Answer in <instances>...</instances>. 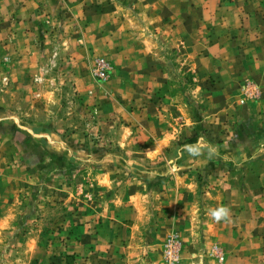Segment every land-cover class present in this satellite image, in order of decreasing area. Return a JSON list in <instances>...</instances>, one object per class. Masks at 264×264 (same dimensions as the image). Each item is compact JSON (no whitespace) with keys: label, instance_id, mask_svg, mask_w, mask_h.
I'll return each instance as SVG.
<instances>
[{"label":"rangeland","instance_id":"1","mask_svg":"<svg viewBox=\"0 0 264 264\" xmlns=\"http://www.w3.org/2000/svg\"><path fill=\"white\" fill-rule=\"evenodd\" d=\"M117 6L127 15L126 29H138L132 7L125 2ZM114 21L106 20V42L87 49L83 48L85 28L75 18L66 19L61 13L42 20L31 18V27L22 34L12 28V19L9 24L0 16V136L16 142L26 139L21 158L24 178L9 201L10 222L0 227V264H107L108 258L94 252L105 245L87 242L84 236L100 228L93 219H113V213L128 221L126 226L114 222L110 228L120 233L126 227L122 245L134 253L125 264L141 263L151 250L160 253L164 264H171L164 256V243L171 234L178 241L173 264L179 263L182 241L176 231L167 228L156 245H151L150 237L156 228L157 198L165 191L159 186L166 178L149 174L176 170L175 162L166 161L176 145H160L159 150L157 130L136 127L135 120L143 119L140 111L146 97L142 95L137 103L132 98L135 105L123 97V83H128L132 72L128 65L132 48H116L121 33H115ZM142 33L143 39L146 34ZM153 41L175 97L186 101L196 95L199 105L193 117L196 122L205 119L206 100L203 91H197L193 74L179 69L159 35ZM246 88L253 93L247 95ZM241 95L244 104L258 97L259 91L245 82ZM235 124V137L256 135L245 130L258 126L253 118ZM195 127L189 138L202 136L205 142L212 141L202 122L200 129ZM186 130L192 132L191 123ZM153 153L157 157L151 160ZM255 163L254 168H259ZM201 231V226L196 227L192 247L217 260L212 247L221 248L204 240Z\"/></svg>","mask_w":264,"mask_h":264},{"label":"crops","instance_id":"2","mask_svg":"<svg viewBox=\"0 0 264 264\" xmlns=\"http://www.w3.org/2000/svg\"><path fill=\"white\" fill-rule=\"evenodd\" d=\"M119 2L128 3L135 12V31L126 29L127 15L117 6ZM60 13L66 19L75 18L85 28L83 48L87 49L106 42V20L115 18V33H121L116 48H132L128 49L132 72L128 83H123V97H129L130 105L142 100V95L146 97L140 111L143 119L135 120L136 127L157 130L158 148L176 145L166 158L175 162L176 170L149 174L166 178L159 186L165 191L157 198L151 245L158 244L168 228L182 241L178 264H264V0H0V16L8 23L12 19V28L22 34L31 27V18L42 20ZM142 32L146 34L143 39ZM158 35L179 69L191 72L197 91H203L205 119L196 122L193 117L199 105L196 95L185 101L171 90L165 62L154 48L153 37ZM7 43L10 47V38ZM245 82L252 83L259 95L241 104ZM250 117L258 126L246 127V133L256 135L235 137V121ZM200 122L211 142H205L202 136L189 138L196 125L201 128ZM188 123L192 132L186 130ZM8 137L0 136V227L10 222L9 201L24 178L21 158L26 139L21 137L22 141L16 142ZM193 141L216 146L219 155L209 160L205 149L202 155L191 156L184 146ZM156 157L155 153L149 156L151 160ZM255 162L259 168H254ZM219 206L230 208V223H216L210 216V210ZM117 214H110L113 219H93L100 228L84 236L87 242L96 240L105 245L94 252L108 258L107 264H125L134 253L122 245L126 227L120 233L114 227L110 229L114 222L128 223ZM200 226L204 240L221 248L222 260L192 247L196 227ZM88 256L93 253L89 251ZM143 256L139 264H164L157 250Z\"/></svg>","mask_w":264,"mask_h":264},{"label":"clouds","instance_id":"3","mask_svg":"<svg viewBox=\"0 0 264 264\" xmlns=\"http://www.w3.org/2000/svg\"><path fill=\"white\" fill-rule=\"evenodd\" d=\"M205 149L207 151V158L209 160L219 155L218 149L214 145H201L198 142L196 145L184 146V150H186L191 156H200L203 154ZM209 214L216 223H220L221 221L226 223L231 222V210L227 206H219L217 208L211 209Z\"/></svg>","mask_w":264,"mask_h":264},{"label":"built area","instance_id":"4","mask_svg":"<svg viewBox=\"0 0 264 264\" xmlns=\"http://www.w3.org/2000/svg\"><path fill=\"white\" fill-rule=\"evenodd\" d=\"M244 92L248 95L250 93H253L252 90H249L248 88L244 89ZM212 251L215 256L218 257L219 260H222V253L220 249L215 245L212 247ZM178 252V241L176 240L175 236L173 234L169 235L164 243V256L168 263L173 264L176 260Z\"/></svg>","mask_w":264,"mask_h":264}]
</instances>
